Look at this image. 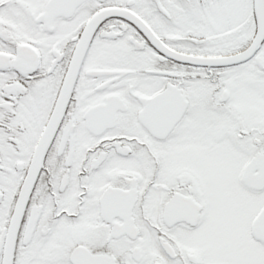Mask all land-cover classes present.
Here are the masks:
<instances>
[{
  "label": "snow or ice",
  "instance_id": "1",
  "mask_svg": "<svg viewBox=\"0 0 264 264\" xmlns=\"http://www.w3.org/2000/svg\"><path fill=\"white\" fill-rule=\"evenodd\" d=\"M0 264H264V0H0Z\"/></svg>",
  "mask_w": 264,
  "mask_h": 264
}]
</instances>
